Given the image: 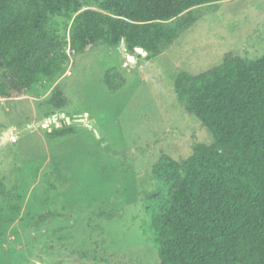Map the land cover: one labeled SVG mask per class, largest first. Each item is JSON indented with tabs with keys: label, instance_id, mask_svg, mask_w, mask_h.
Returning <instances> with one entry per match:
<instances>
[{
	"label": "rangeland",
	"instance_id": "374dc122",
	"mask_svg": "<svg viewBox=\"0 0 264 264\" xmlns=\"http://www.w3.org/2000/svg\"><path fill=\"white\" fill-rule=\"evenodd\" d=\"M107 1L81 0L84 10L98 11ZM196 9L198 21L158 55L132 53L124 41L76 52L69 45L75 16L65 14L51 22L65 48L60 76L27 90L23 67L33 68L0 63V264H160L145 227L147 196L157 187L152 166L214 142L178 99L176 81L226 58L264 55V0ZM113 68L125 85L118 92L105 83ZM56 88L69 105L50 124L47 101ZM65 128L74 134L47 138Z\"/></svg>",
	"mask_w": 264,
	"mask_h": 264
},
{
	"label": "trees",
	"instance_id": "16d2710c",
	"mask_svg": "<svg viewBox=\"0 0 264 264\" xmlns=\"http://www.w3.org/2000/svg\"><path fill=\"white\" fill-rule=\"evenodd\" d=\"M221 1L108 0L98 11L84 10L81 0H0V63L12 71L28 63L27 90L60 76L66 54L51 22L65 14L75 16L69 45L76 52L124 41L132 53L158 55L198 21L196 8ZM105 83L111 92L125 87L116 68ZM175 89L214 142L197 143L185 160L164 155L152 166L157 187L147 196L145 227L160 264H264V55L226 58L197 76L181 73ZM47 105L56 114L69 101L56 88ZM73 134L54 129L47 138Z\"/></svg>",
	"mask_w": 264,
	"mask_h": 264
},
{
	"label": "water",
	"instance_id": "95a60500",
	"mask_svg": "<svg viewBox=\"0 0 264 264\" xmlns=\"http://www.w3.org/2000/svg\"><path fill=\"white\" fill-rule=\"evenodd\" d=\"M141 49V48H140ZM137 50H139V49H137ZM142 51H144L143 49H141ZM58 114H55L52 118H49L48 119V122L50 123V124H52V123H55V122H57L58 121ZM66 121H67V123H71V118H69V117H67L66 118ZM84 120L82 119L81 120V122H83Z\"/></svg>",
	"mask_w": 264,
	"mask_h": 264
}]
</instances>
